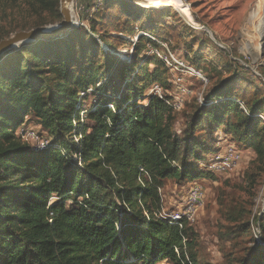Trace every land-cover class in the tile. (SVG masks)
Returning a JSON list of instances; mask_svg holds the SVG:
<instances>
[{"label":"trees","instance_id":"1","mask_svg":"<svg viewBox=\"0 0 264 264\" xmlns=\"http://www.w3.org/2000/svg\"><path fill=\"white\" fill-rule=\"evenodd\" d=\"M104 2L100 25L111 43L93 25L89 32L76 27L0 60V264H199L191 226L158 217L164 182L216 179L202 165L218 150L197 130L222 131L264 166L261 90L243 79L221 82L177 129L176 111L150 95L154 86L168 93L172 72L144 51L146 43L160 48L150 37L168 45L172 39L187 45V60L197 54L192 40L176 27H149L134 0ZM28 5L63 19L58 0ZM149 11L166 17L169 9ZM133 37V56L114 57L113 44L131 46ZM260 77L252 81L264 89ZM89 91L98 98L85 109ZM31 116L49 133L44 151L17 136ZM246 263L264 264V245Z\"/></svg>","mask_w":264,"mask_h":264},{"label":"rangeland","instance_id":"2","mask_svg":"<svg viewBox=\"0 0 264 264\" xmlns=\"http://www.w3.org/2000/svg\"><path fill=\"white\" fill-rule=\"evenodd\" d=\"M58 1L60 3V0ZM258 1L182 0L190 12V19L201 30L192 27L193 25L191 26L174 8H168L166 17L160 12L145 10L144 16L150 22L149 27L155 24L176 27L192 40L193 50L197 51V54L189 51L192 58L189 55L188 61L184 57L187 56V45L172 39L170 46L167 45L173 48L176 59L188 62L205 76V80H202L190 72L178 73L175 68L173 69L176 73L172 72L171 88L168 93H164L172 99L175 97L180 99L181 106L175 115L177 129L186 128L191 116L201 106L199 100L209 97L221 82L233 78L250 81L264 95V89L252 81L255 73L264 75V39L256 36L252 28L247 26L249 16ZM28 2L29 0H0V40L8 39L17 32L60 23L53 12H33ZM115 5L117 9L125 8L121 1H117ZM103 10L104 8L101 11ZM106 14L107 10L94 17L99 20L94 21V24L85 14H80V18L82 21L88 20V26L93 25L97 35L107 40L108 34L100 25ZM125 22L126 19L120 25L123 27ZM141 25L142 22L137 24L138 27ZM134 31L137 33L136 28ZM138 38L130 39L131 46L113 44L116 52L114 57L117 58L119 55L123 59L132 57L133 44L137 43ZM107 42L111 43L112 40ZM146 45L144 53L153 56L152 45L147 43ZM154 87L150 90L151 96ZM181 89L187 90V93L183 94ZM97 98L98 95L90 91L84 108L89 109ZM25 124L27 131L33 130L41 134L42 138L50 139L48 131L42 129L35 117L31 116ZM196 136L205 143L210 142L214 150L234 143L232 138L226 137L222 131L217 135L215 131L211 136L204 129H199ZM236 144V148L244 154L243 161L230 172L215 175V180H202L198 183L204 190V202L197 213L196 221L190 226L194 233L192 252L199 260V264H247L250 253L264 245V166L255 165L256 155L252 150H246L239 143ZM190 183L164 182L161 189L162 209L166 212L178 210L193 185Z\"/></svg>","mask_w":264,"mask_h":264},{"label":"built area","instance_id":"3","mask_svg":"<svg viewBox=\"0 0 264 264\" xmlns=\"http://www.w3.org/2000/svg\"><path fill=\"white\" fill-rule=\"evenodd\" d=\"M136 5L138 2H134ZM105 2L104 0H92L91 4L89 5L87 0H74L73 3V12H74V19L75 17L78 20V27H83L88 32L90 31L87 21L94 18L96 14H98L104 8ZM77 11V13L75 12ZM80 14L87 15L88 20L82 21L80 18ZM152 41L157 42L160 48L153 49V54L156 55L159 59H161L164 64L174 72V68L177 70L178 73L181 71L190 72L191 75L194 77H199L202 80L204 79V74L198 70H195L191 67L188 62L185 63L181 60L175 58V54L173 53L172 48H170L166 43L158 42L155 38L150 37ZM164 49V50H162ZM190 67H189V66ZM254 79L260 80L261 77L259 74L254 75ZM175 83V82H173ZM182 93H187V90L181 89ZM90 92V91H89ZM85 94L82 93L81 97ZM152 95L158 96L159 99L164 101L168 106L172 107L175 111L180 108V99L173 98L168 99L165 96V93L162 88L159 86H155ZM175 99V100H174ZM200 105H205L204 100L201 98L199 100ZM84 115H82L83 117ZM259 118L264 122V115H260ZM82 122H84L82 120ZM41 134L34 132L33 130L27 131L26 124L22 128H20L17 132V136L21 138V140L29 145V147L33 151H44L50 145V139H45L40 136ZM244 159V154L240 152L234 143H230L223 148H218V151L210 155L208 160L205 162L204 168L208 171L213 173L214 175H221L230 172L236 165L241 163ZM161 193V191H160ZM204 202V190L201 185L195 183L190 188L183 205L176 211L166 212L165 210H161L158 214V217L162 220L168 221L171 224H179L180 227L183 226V223H187L188 225H192L193 222L196 221L197 213L199 209L202 207Z\"/></svg>","mask_w":264,"mask_h":264},{"label":"water","instance_id":"4","mask_svg":"<svg viewBox=\"0 0 264 264\" xmlns=\"http://www.w3.org/2000/svg\"><path fill=\"white\" fill-rule=\"evenodd\" d=\"M74 0H60V13L62 21L58 24L40 27L30 31L15 33L8 39L0 41V60L16 45H26L40 40H54L66 37L75 27L73 16Z\"/></svg>","mask_w":264,"mask_h":264},{"label":"bare ground","instance_id":"5","mask_svg":"<svg viewBox=\"0 0 264 264\" xmlns=\"http://www.w3.org/2000/svg\"><path fill=\"white\" fill-rule=\"evenodd\" d=\"M137 6L147 10H165L167 8H174L177 12L185 17L191 26L193 25L192 27H194L196 30H201V28L194 24V22L190 19V12L183 4L182 0H141L138 1ZM74 22L76 27H78L79 24L76 17ZM248 25L255 32L256 36L264 39V0L258 1L255 9L249 16L247 26ZM20 46L21 45H16L14 49H18Z\"/></svg>","mask_w":264,"mask_h":264}]
</instances>
